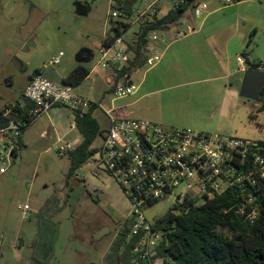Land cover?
I'll list each match as a JSON object with an SVG mask.
<instances>
[{
  "label": "rangeland",
  "instance_id": "374dc122",
  "mask_svg": "<svg viewBox=\"0 0 264 264\" xmlns=\"http://www.w3.org/2000/svg\"><path fill=\"white\" fill-rule=\"evenodd\" d=\"M154 1L126 0L134 10H142ZM199 1L208 7L199 19L189 9L180 22L166 32L155 31V35L167 36L172 42L176 31L186 30L187 26L192 28L201 22L228 24L229 28L217 36L223 40L233 36L234 69L232 78L227 80V94L214 83L169 91L156 100L166 114L160 125L264 142V111L258 109L262 96L242 97L244 72H236V57H244L248 63L259 64V71L264 73V0ZM167 4L168 0H157L155 7L164 10ZM110 10V0H0V110L21 102L22 89L36 71L54 85L65 87L62 77L78 65L75 56L83 48L92 51L93 60L84 65L93 68L103 38L115 36L106 27ZM132 19L122 18L121 22L130 23ZM141 24L127 29L124 39H135L134 31ZM158 42L149 39L147 55L153 57L156 51L159 61L153 67L137 69L136 75L131 73L130 81L135 86L148 72L162 66L158 65L163 47H158ZM60 53L63 57L59 64L51 65ZM109 73H94L74 89L80 95L91 93L100 105L92 115L101 131L91 146L96 149L110 127L107 110H113L114 119H148L136 112L144 111L142 107L152 100L130 106L135 97L116 99L110 91L114 83L107 81ZM71 115L68 108L54 107L34 121L22 134L24 147H18L10 168L0 177V264L109 262L108 254L121 230L122 216L129 213L131 205L116 181L98 168L96 154L67 180L70 152L60 154L59 149L68 142L76 148L82 141L76 142L77 133L71 131ZM48 127L51 135L42 137V130ZM173 203L170 197L153 205L145 212L147 221L155 223L164 217ZM25 205L30 207L27 219L22 218L21 212ZM153 264L168 263L156 259Z\"/></svg>",
  "mask_w": 264,
  "mask_h": 264
},
{
  "label": "built area",
  "instance_id": "2783aa9c",
  "mask_svg": "<svg viewBox=\"0 0 264 264\" xmlns=\"http://www.w3.org/2000/svg\"><path fill=\"white\" fill-rule=\"evenodd\" d=\"M125 2L126 0H121ZM176 9L184 0H168ZM230 2V0H226ZM157 0L142 10H131L127 14L123 5L110 0V15L106 27L118 35L105 37L99 47V56L90 69L93 71L112 70L115 83L113 94L122 99L135 94L136 87L129 83L128 75L119 76L131 58L130 42L124 33L131 25L147 18L158 16ZM208 10L207 4L196 1L192 11L199 19ZM122 18L132 19L130 23ZM116 22V25H112ZM119 24V25H118ZM166 32V31H164ZM195 32L176 31L174 39ZM152 41L165 43V37L149 36ZM63 53L51 62L58 65ZM160 59L155 52L148 58V66ZM238 71L245 72L247 60L238 57ZM73 87H58L41 74L35 75L25 87L24 99L32 103L26 117L16 120L18 112L10 108L4 116L10 117L7 127L0 130V177L7 173L18 149L22 130L57 105L82 116L93 106L100 105L90 98L74 93ZM23 105V104H22ZM113 110H107L110 127L96 153L98 168L104 171L119 185L131 205L125 222H131V230L126 242L134 240L131 264H153L156 249L167 236L168 231L155 228L149 223L145 212L161 200L172 197V212H182L193 206H201L207 200L221 196L231 190L237 200L236 214L247 222H254L260 215L257 204V186L264 178V142L242 140L230 136L209 134L192 128L169 129L148 119H114ZM14 113L15 117L10 115ZM75 147L66 143L59 153H69ZM202 199V202L199 200ZM30 207L22 209V218H28Z\"/></svg>",
  "mask_w": 264,
  "mask_h": 264
},
{
  "label": "trees",
  "instance_id": "16d2710c",
  "mask_svg": "<svg viewBox=\"0 0 264 264\" xmlns=\"http://www.w3.org/2000/svg\"><path fill=\"white\" fill-rule=\"evenodd\" d=\"M196 1L198 0H184V3L171 9L165 16H154L143 21L135 41L130 44L131 58L118 75H131L133 71L144 67L148 60L147 45L150 34L169 30L171 25L180 22ZM232 1L240 3L247 0ZM116 2L123 5L127 14H131L132 6L128 2ZM114 31L118 35L119 29L115 28ZM249 64L252 69L259 68V64L255 62ZM38 74L36 71L33 76ZM89 74V67L78 64L62 81L66 86L76 88ZM261 96L258 109L264 111V88ZM31 107L32 103L27 100L23 105L18 101L10 106L18 115L12 113L10 116L21 120L26 117L25 114ZM96 108L97 106H93L82 116L79 113L75 115V127L82 141L69 153L70 169L67 180L98 151L91 147L96 136L101 133L92 116ZM4 114L5 111L0 110V130L7 127L10 121V117ZM29 127L23 128L22 134ZM18 145L20 148L24 147L21 138ZM256 190L260 215L252 223L236 214L237 200L231 190L207 200L201 206H193L182 212L174 213L171 208L164 217L155 222V228L168 233L156 249L153 260L161 259L168 264H264V178L260 179ZM130 230L131 222H125L111 245L108 264H131L134 240L126 242Z\"/></svg>",
  "mask_w": 264,
  "mask_h": 264
},
{
  "label": "crops",
  "instance_id": "0c3cea01",
  "mask_svg": "<svg viewBox=\"0 0 264 264\" xmlns=\"http://www.w3.org/2000/svg\"><path fill=\"white\" fill-rule=\"evenodd\" d=\"M171 9L172 4L169 1L164 10H162L160 7H157L156 10L158 12V17L165 16ZM132 26L133 25H131L129 29L132 28ZM192 28L195 29V32L187 34L180 39H174L172 42H169L168 37L164 36L165 40L167 39V41L165 43L158 42V47H163V51L161 52L162 59L158 65L162 66H160L159 69L154 68L151 72H148L149 75L144 77L139 85L135 86L134 83L130 81V75H128L129 83L133 84L136 87V92L134 95H132V97H135V100L130 104V106L139 104L144 99L146 100L148 98H152V100L148 103L149 105L145 104V106L142 107L144 111H138L139 113L136 112V114H138L139 116H145L150 119V121L160 125V123H163V121L166 120V114H164V112H162L160 107L156 104V100L160 99V97H162L169 91L179 90L181 88L198 85L200 83H214L219 87H223L224 94H227V80L232 78L234 69L232 65L233 60L231 59L233 36L228 37L225 40H223L222 38H217V36L223 34V32L229 28L228 24H213L209 22H201L200 24ZM137 31L138 30H135L134 33H136ZM178 31L181 30L179 29ZM105 37H107V35ZM135 39H127V41H129L131 44L135 41ZM148 58L150 57L148 56ZM237 58L238 57H236V59ZM247 64V68H251L248 62ZM257 70H259V68ZM106 71L110 72L109 76L107 77V81L115 83L114 72L110 69ZM97 72L103 71L98 70L91 72L82 83L90 78L92 74ZM236 72L239 71L237 70ZM132 74L136 75L138 74V71L135 70L132 72ZM33 77L34 76L32 75L22 89L21 104H25L24 90ZM63 79L64 77H62V80ZM112 90L113 88L110 89V91ZM81 96L90 98L91 100L95 101L91 97V93L90 95ZM71 117V131H76L77 133V136L75 137L76 142L81 141V136L75 127L73 114L71 115ZM49 131V127L43 129L41 132V136L49 137L51 135ZM126 215L127 214H124L122 216V223L119 228L124 225V217Z\"/></svg>",
  "mask_w": 264,
  "mask_h": 264
},
{
  "label": "water",
  "instance_id": "95a60500",
  "mask_svg": "<svg viewBox=\"0 0 264 264\" xmlns=\"http://www.w3.org/2000/svg\"><path fill=\"white\" fill-rule=\"evenodd\" d=\"M112 25H116L113 22ZM94 56L91 50L83 48L75 56L77 64H88ZM264 88V73L257 69H247L241 80L240 95L246 99H258Z\"/></svg>",
  "mask_w": 264,
  "mask_h": 264
}]
</instances>
